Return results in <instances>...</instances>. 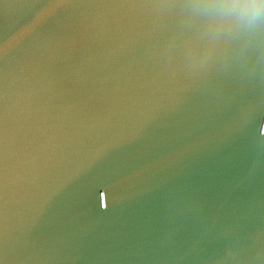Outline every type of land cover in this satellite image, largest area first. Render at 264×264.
I'll use <instances>...</instances> for the list:
<instances>
[{"label": "water", "instance_id": "obj_1", "mask_svg": "<svg viewBox=\"0 0 264 264\" xmlns=\"http://www.w3.org/2000/svg\"><path fill=\"white\" fill-rule=\"evenodd\" d=\"M0 264H264V35L0 0Z\"/></svg>", "mask_w": 264, "mask_h": 264}, {"label": "clouds", "instance_id": "obj_2", "mask_svg": "<svg viewBox=\"0 0 264 264\" xmlns=\"http://www.w3.org/2000/svg\"><path fill=\"white\" fill-rule=\"evenodd\" d=\"M210 44L247 47L264 35V0H175Z\"/></svg>", "mask_w": 264, "mask_h": 264}]
</instances>
